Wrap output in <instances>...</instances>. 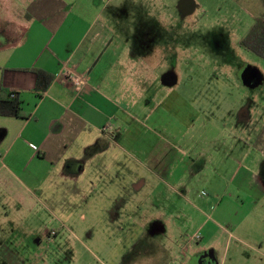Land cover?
I'll use <instances>...</instances> for the list:
<instances>
[{
    "label": "crops",
    "instance_id": "1",
    "mask_svg": "<svg viewBox=\"0 0 264 264\" xmlns=\"http://www.w3.org/2000/svg\"><path fill=\"white\" fill-rule=\"evenodd\" d=\"M15 9L23 18L10 30L0 28V91L18 92L23 105L20 116L0 115L1 222L21 221V230L31 218L45 221L42 211L64 223L82 210L95 217L103 214L107 232L133 243L144 233L136 215L150 199H194L199 208L201 179L208 169L213 175L235 164L234 176L248 172L250 184L264 189L258 176L264 151L254 148L245 162H224L234 142L230 136L225 143L218 126L210 138L204 123L198 130L182 118L177 122L184 127L171 129L173 133L166 128L142 130L145 117L156 114L163 93L150 82L153 96L146 92L143 98L128 100L133 93L119 85L123 80H111L112 69L116 75L123 70L126 50L113 47L115 35L100 20L99 0H24ZM35 68L55 75L41 95ZM67 68L82 74L85 84L69 80ZM201 119L209 121L204 115ZM159 138L163 141L153 144ZM144 141L150 144L145 147ZM177 162L189 168L179 177L172 170ZM42 228L31 224L29 232ZM36 240L37 245L43 242L40 236ZM30 244L20 256L5 246L4 256L34 264L42 254ZM196 251L206 247L199 245Z\"/></svg>",
    "mask_w": 264,
    "mask_h": 264
},
{
    "label": "rangeland",
    "instance_id": "2",
    "mask_svg": "<svg viewBox=\"0 0 264 264\" xmlns=\"http://www.w3.org/2000/svg\"><path fill=\"white\" fill-rule=\"evenodd\" d=\"M17 1L0 0V28L10 30L21 20L15 6L24 0ZM99 1L100 20L115 35L113 47L126 50L123 70L116 75L112 69L111 80H123L119 85L133 93L128 100L146 92L153 96L151 83L163 93L142 130L173 133L184 127L177 118L188 119L187 126L194 122L198 130L204 123L209 138L217 126L223 140L232 136L234 147L224 162H245L254 148L264 151V59L242 44L256 21L264 19V0H191L187 9L183 0ZM188 169L183 162L172 168L178 177ZM237 169L229 164L213 175L210 169L204 172L199 208L194 199L147 201L136 215L144 233L133 243L107 232L103 214L82 210L64 223L42 211L45 221L30 219L43 227L40 232H29V223L19 230L21 221L0 220V264H28L15 256L30 243L42 254L34 264H264V189L250 184L248 172L234 176ZM199 245L206 251L198 253ZM5 246L16 253L13 260L4 256Z\"/></svg>",
    "mask_w": 264,
    "mask_h": 264
},
{
    "label": "trees",
    "instance_id": "3",
    "mask_svg": "<svg viewBox=\"0 0 264 264\" xmlns=\"http://www.w3.org/2000/svg\"><path fill=\"white\" fill-rule=\"evenodd\" d=\"M243 45L254 51L264 59V19L259 18L242 41ZM37 75L36 91L41 95L46 92L55 79V75L44 69L35 68ZM23 101L18 92L8 91L4 88L0 91V115L20 116Z\"/></svg>",
    "mask_w": 264,
    "mask_h": 264
},
{
    "label": "built area",
    "instance_id": "4",
    "mask_svg": "<svg viewBox=\"0 0 264 264\" xmlns=\"http://www.w3.org/2000/svg\"><path fill=\"white\" fill-rule=\"evenodd\" d=\"M65 75L76 86H83L85 84V82H86V78L82 74H80L77 71H75L74 69L67 68L65 70Z\"/></svg>",
    "mask_w": 264,
    "mask_h": 264
},
{
    "label": "flooded vegetation",
    "instance_id": "5",
    "mask_svg": "<svg viewBox=\"0 0 264 264\" xmlns=\"http://www.w3.org/2000/svg\"><path fill=\"white\" fill-rule=\"evenodd\" d=\"M191 0H183V2H182V6H183V8L184 9H187L188 8V4H189V2H190ZM250 31V30H249ZM243 41V40H242ZM243 44V43H242ZM244 46V45H243ZM244 47H246V46H244ZM247 48V47H246ZM248 49V48H247ZM250 50V49H249ZM250 51H252V50H250ZM252 52H254V51H252ZM255 53V52H254ZM256 54V53H255ZM264 165V164H263ZM262 165V166H263ZM262 166H261V168H262ZM261 168H260V170H261ZM261 180H263L264 181V175H261Z\"/></svg>",
    "mask_w": 264,
    "mask_h": 264
}]
</instances>
